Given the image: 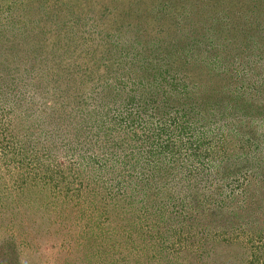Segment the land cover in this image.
Instances as JSON below:
<instances>
[{"label": "rangeland", "instance_id": "374dc122", "mask_svg": "<svg viewBox=\"0 0 264 264\" xmlns=\"http://www.w3.org/2000/svg\"><path fill=\"white\" fill-rule=\"evenodd\" d=\"M0 264H264V0H0Z\"/></svg>", "mask_w": 264, "mask_h": 264}]
</instances>
